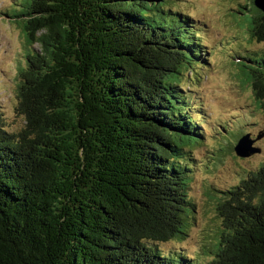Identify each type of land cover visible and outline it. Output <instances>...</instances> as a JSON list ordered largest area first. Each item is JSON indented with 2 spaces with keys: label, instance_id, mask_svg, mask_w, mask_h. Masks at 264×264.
Returning <instances> with one entry per match:
<instances>
[{
  "label": "trees",
  "instance_id": "16d2710c",
  "mask_svg": "<svg viewBox=\"0 0 264 264\" xmlns=\"http://www.w3.org/2000/svg\"><path fill=\"white\" fill-rule=\"evenodd\" d=\"M166 2L9 10L30 50L15 109L24 125L10 131L0 112V264H203L162 250L194 225L190 151L205 132L181 91L189 72L199 84L201 34ZM249 2L238 23L264 44V15ZM239 52L242 84L264 110V52ZM217 192L208 188L220 220L208 264H264V166Z\"/></svg>",
  "mask_w": 264,
  "mask_h": 264
},
{
  "label": "rangeland",
  "instance_id": "374dc122",
  "mask_svg": "<svg viewBox=\"0 0 264 264\" xmlns=\"http://www.w3.org/2000/svg\"><path fill=\"white\" fill-rule=\"evenodd\" d=\"M22 1L0 0V112L10 131L24 125L15 109L21 82L19 68L26 65L30 48L26 46L22 27L8 17L9 10L18 5L11 12L19 10ZM165 1L167 11L192 17L190 24L201 34L203 61L194 69L199 84L193 87L189 72L188 79L182 81L181 91L191 99V116L202 123L205 132L203 142L199 141V145L190 151L195 160L190 186L195 205L194 225L184 239L164 244L162 250L184 253L208 264L210 258L205 253L220 225L208 188L212 187L222 196V192L246 179L249 172H259L264 166V110L258 108L251 86L242 84L239 61H236L238 57L242 58L241 62L246 59V54L239 51L261 53L264 44L251 41L247 30L238 23L236 11L252 6L249 0ZM247 135L254 140L252 146L261 151L242 158L236 155L235 147ZM204 165L209 166L208 171Z\"/></svg>",
  "mask_w": 264,
  "mask_h": 264
},
{
  "label": "water",
  "instance_id": "95a60500",
  "mask_svg": "<svg viewBox=\"0 0 264 264\" xmlns=\"http://www.w3.org/2000/svg\"><path fill=\"white\" fill-rule=\"evenodd\" d=\"M254 6L264 15V0H254ZM253 144L254 140L251 139L250 135L244 136L235 147L236 155L247 158L255 153H259L261 150L253 147Z\"/></svg>",
  "mask_w": 264,
  "mask_h": 264
}]
</instances>
